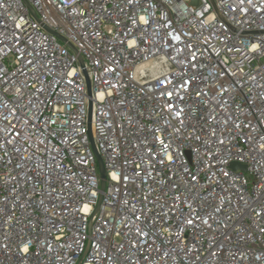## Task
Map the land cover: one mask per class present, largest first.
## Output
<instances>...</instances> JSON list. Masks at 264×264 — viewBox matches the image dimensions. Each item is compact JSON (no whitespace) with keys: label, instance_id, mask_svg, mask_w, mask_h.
Listing matches in <instances>:
<instances>
[{"label":"built area","instance_id":"obj_1","mask_svg":"<svg viewBox=\"0 0 264 264\" xmlns=\"http://www.w3.org/2000/svg\"><path fill=\"white\" fill-rule=\"evenodd\" d=\"M28 2L0 0V264H264V0Z\"/></svg>","mask_w":264,"mask_h":264},{"label":"water","instance_id":"obj_2","mask_svg":"<svg viewBox=\"0 0 264 264\" xmlns=\"http://www.w3.org/2000/svg\"><path fill=\"white\" fill-rule=\"evenodd\" d=\"M26 5L29 7V9L31 10V12L33 13V15L37 17V14L35 12V10L33 9V7L31 6V4L28 2V0H24ZM50 32H52L53 34H55L56 36H58V38L60 40H62L63 42H66V39L59 35L58 33H56L55 31L49 29ZM69 46L71 47V49L75 52V53H78L77 49L72 45V44H69ZM78 58H79V61L81 63V66L84 68L85 67V64H84V58L82 57V55L78 54ZM85 74H86V77H87V84H88V92H89V96H91V82H90V78L88 76V73L86 70H84ZM90 118H89V127L91 129V110H92V102L90 103ZM90 129H89V132H90ZM93 146H94V143H93ZM94 150H95V154H96V157H97V160H98V164H99V171H100V175H101V191H104L105 190V187H106V169H105V165H104V162L101 158V155L97 152L95 146H94ZM230 168L236 170V169H240L242 171H246L247 170V166L246 164H242L240 162H232L230 164ZM102 198V197H101ZM102 200V199H100Z\"/></svg>","mask_w":264,"mask_h":264}]
</instances>
